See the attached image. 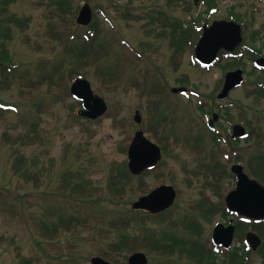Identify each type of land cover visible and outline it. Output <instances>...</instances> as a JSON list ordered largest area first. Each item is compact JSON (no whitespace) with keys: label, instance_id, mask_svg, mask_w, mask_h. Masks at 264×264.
Returning a JSON list of instances; mask_svg holds the SVG:
<instances>
[{"label":"rangeland","instance_id":"obj_1","mask_svg":"<svg viewBox=\"0 0 264 264\" xmlns=\"http://www.w3.org/2000/svg\"><path fill=\"white\" fill-rule=\"evenodd\" d=\"M54 1L9 0L4 6L0 0V8H6L3 17L15 15L29 18L28 26L23 31L11 25L13 31L12 38L8 40V49L15 65L12 72L15 78L10 88L0 91V107L4 103L14 105L4 110L3 114L0 110V264H19L23 258H32L33 264H89L90 257L97 255L100 246L107 242L98 229L88 231L80 224L70 231L60 230L58 237L51 239V233L46 231V227L56 222L60 215L85 217L86 207L75 203L76 195L67 192V179L89 180L94 186L102 187L112 163L127 161L126 152L120 150L125 139H131L137 129L156 124L161 113L166 115L168 122L158 129V135L164 138V134L168 133L171 138L178 137L179 143L174 144L173 140L166 138V153L158 170L147 176L132 178L131 183L137 187L136 184L142 178L148 190L160 183H172L178 195L165 212L166 222L157 226L162 222L153 223L150 219L147 225L154 226L156 230L172 232L171 229L176 227L172 226L171 219H194L200 223V230L192 235L209 245L213 224L224 217L216 213L206 220L203 213L196 209L199 192L204 194L207 189L205 192L209 200L219 204L221 194L225 195L234 187V177L229 171L233 157L228 160L224 156L231 157L239 152L248 158L255 153H262L264 138L262 147L244 140L237 146L229 139L222 143L213 142L206 128L207 111L199 110L198 106L204 101L207 110L215 111L218 107L233 104L230 113L239 118V105H242V115L255 120L264 133V97L258 99L247 95L251 81L258 78V75L249 73L244 75L245 83L233 89L225 100L213 97L212 90L219 86L222 78L221 68L215 66L204 69L192 63V45H183L180 61L175 67L171 59L178 46L173 42H180L169 33L179 22L188 28L195 17L201 19L199 23H203L204 19L210 23L214 18L228 16L225 0H219L214 13H207L206 4L201 3V0H135L132 6H128L127 0H68L69 9L81 7L84 3L90 5L92 20L96 18L101 27L100 41L113 54L105 62L113 63L116 72L119 70L120 73L119 79L114 82L103 83L94 65L85 69V77L89 79L93 90L105 98L109 110L114 114L104 116L99 121L77 116L79 105L76 100L70 95L61 99L59 95L64 94V90L59 91L57 84L53 83L56 82L57 64L65 57L58 44L59 39L55 37L58 16L52 3ZM249 2L246 0L241 10ZM256 7V25L262 26L264 1ZM128 12L139 15L140 19L132 20ZM79 26L77 32L82 33L84 29L81 27L85 26ZM198 35L199 32H196L193 43ZM138 51L141 53L139 58L135 54ZM245 62L247 69H250V63ZM146 72L150 78L155 76L158 84L164 88L165 95L159 98L161 103L156 110L151 103L158 100L157 95L141 92L142 88L138 87ZM183 75L189 83L188 90H196L199 96L170 92L171 87L179 85L178 78ZM69 85L70 82H67V88ZM136 109L142 117L140 123L133 119ZM157 112L156 118L153 114ZM221 117L216 124L222 127L221 131L227 137L230 128L226 119ZM118 119L125 122H119L123 127L116 126ZM4 132L13 136L18 133L33 135V139H27L25 143L6 140L2 137ZM144 132L151 135L147 130ZM187 134H191L192 138L203 137L200 155H192L183 148V138ZM21 155L24 160L20 172L23 169L38 172L41 178L39 185H35L33 179H25L14 173V163ZM201 161L205 168L207 163L218 162L226 169L217 189L203 185L204 190L201 191L202 176L197 180L191 177L192 182L189 184V171ZM206 181L208 183L209 180ZM140 194L134 192L125 196L124 200L127 201L121 208L130 210L131 202ZM96 217L91 214L89 219L95 220ZM128 232L133 234L134 231L130 229ZM184 232L186 237L191 236L186 230L177 231L178 235ZM235 237L237 239L233 246L240 242L238 236ZM59 249L62 253L57 256ZM248 257L250 264L261 262V257L255 251L249 252ZM148 258V264H176L177 259L150 255Z\"/></svg>","mask_w":264,"mask_h":264},{"label":"trees","instance_id":"obj_2","mask_svg":"<svg viewBox=\"0 0 264 264\" xmlns=\"http://www.w3.org/2000/svg\"><path fill=\"white\" fill-rule=\"evenodd\" d=\"M8 1L9 0H1V3L5 6ZM134 1L135 0H127L128 6H132ZM52 3H54L55 10H57L56 14L58 16L57 23L55 24L58 31L56 32L55 37L59 39L58 44L62 47L61 49L65 54L63 60L57 64V74L54 79L56 82H53L57 84L59 91L64 90V94L59 95V97L64 99L69 95V92H67V82H71L77 76H85V69L93 65L96 68V74L101 77L103 83L114 82L119 79L120 73L119 70L116 72V69H114L115 65H113V63L105 62L110 60V57L113 54H111V51H108L100 41L101 27L98 20L94 18L88 26L81 27L84 29L82 33L77 32V28L80 26L76 24L74 17L79 6L75 9H69L70 3L68 0H56ZM5 9V7L0 8V91L10 88L12 86V80L15 78L12 76L15 65L13 64L12 56L8 49V40L12 38L11 34L13 31L11 25L14 24L23 31L27 28L29 23L28 17L20 18L15 15L3 17ZM129 14L132 20L140 19V16L137 14L128 12V15ZM166 19L171 22L168 17H166ZM198 23V19H195L190 26L186 28L182 26L181 22H179L174 26L173 31L169 33L173 38L177 37L180 42H173L175 46H178V49L173 52L171 59V63L175 67H177L178 62L180 61L183 45H194L192 39L196 35V26ZM171 24L175 25L176 23ZM49 25L52 27L51 21L49 22ZM157 35H160V33H157ZM223 53V51L219 52V60ZM103 63L105 65L101 67ZM218 65L223 69H230L238 67L240 64L236 59H233L222 65L218 63ZM143 77L142 84L138 86L142 88L141 92L148 91L153 95L163 93L164 88L158 84L155 76L152 75L150 78L149 73L146 72ZM181 79V84L188 83L186 76L183 75ZM148 81L150 82L149 84H147ZM138 87L133 86V88L137 89ZM253 93L257 95L256 91H253ZM151 104L155 110L159 106L157 100L153 101ZM3 111L4 109L2 110V114ZM111 114L113 113L109 110L105 116ZM153 115L157 118L158 112ZM157 120L156 124H152L150 127H145L144 130H147L151 134L149 137L152 136L166 152L167 137L164 136V138H161L157 131L159 128L165 126L167 117L166 115L161 114ZM119 122L125 124L123 120L118 119L116 126L118 124L120 127H123ZM245 125L248 128L245 141L254 142L258 147L262 146L261 141L264 138L262 128L258 124L253 126L251 122H245ZM32 136L33 135L20 133L13 136L7 132H4L2 135L6 140L20 141L22 143H25L27 139H33ZM129 141L130 138L127 137L123 143V147L120 148L121 151L126 152ZM23 160L24 157L22 155L16 158L13 166L14 173L19 174L25 179H33L35 185H39L41 178L39 177L38 172L36 173V171L28 169H23L20 172ZM238 160L246 164L247 171L252 177H255L264 184V153H255L246 159L240 156L238 157ZM219 165L218 162L207 163V167L204 168L206 172L204 175L205 180L209 175H213L215 178L223 175L225 169H223L224 167L222 164ZM155 169L158 170V168ZM156 170H153V172ZM151 171L152 170H146L141 177L151 173ZM195 175L197 174L195 173ZM132 178L133 177L128 172L124 161L120 163H112L107 180L102 187L94 186L89 180L67 179V192L71 191L72 195H76L77 198L74 199L75 203H80L82 206L86 207L85 217L60 215L56 222H52L51 225L46 227V231L51 233L50 239L58 237L59 233H61L60 230L70 231L71 228H77L81 224L84 225L83 228L88 231L98 229L102 238L107 239V242L100 246L101 248L97 251V254L115 264H127V261H125L127 255L133 251L140 250L145 251L151 257L156 256L169 259L174 254L177 255V258L182 259L185 256L190 259L187 264H250L249 258L246 255L247 252H244L245 254L241 255L238 250H224L221 254L217 255L212 252L210 248L204 247L196 242H192L189 247H186L187 242L184 241L183 238H179L173 232L164 231L162 229L156 230L157 228L149 227L147 225L146 219L153 217L156 218V215H150L145 212L134 210L127 211L121 208L127 201L124 200L125 196L133 194L134 192L145 193L148 190V188L145 187L146 183L142 178L136 184L137 187L132 185ZM197 205L200 208L201 206H205L202 207L203 213H211V215L217 212H222L224 215L226 212L225 207H215L210 200L203 201L202 199ZM91 214L97 215L95 220L93 218L89 219ZM157 219V221L163 220L159 218ZM185 225L188 228L191 227V223ZM247 228H251L262 238V244L258 248L257 253L261 257V262L259 264H264V219L245 225L243 230L239 229L237 226V229L242 232ZM130 229H137L138 232H132L133 234H131V232H128ZM1 239L2 238L0 237V240ZM58 251L59 253L57 256H60L62 251L60 249ZM60 258L61 257H58V259ZM19 264H33V260L32 258H23Z\"/></svg>","mask_w":264,"mask_h":264},{"label":"water","instance_id":"obj_3","mask_svg":"<svg viewBox=\"0 0 264 264\" xmlns=\"http://www.w3.org/2000/svg\"><path fill=\"white\" fill-rule=\"evenodd\" d=\"M92 18V10L85 3L80 8L76 17L77 23L87 25ZM242 40L240 25L233 21L219 20L214 21L210 26L205 25L203 33L195 46V58L209 65L216 58L220 49L233 50ZM243 79L242 70L230 71L225 76V81L219 98H223L228 91L241 83ZM184 88H173V91L183 90ZM70 95L82 102V107L77 113L80 116L97 119L103 116L108 105L105 99L93 91L90 81L85 77H76L69 86ZM134 120L140 122L141 116L138 111L134 115ZM211 124V121H209ZM245 133L244 127L236 124L233 127L234 135ZM161 158L160 147L151 141L141 129L133 134L127 148V168L132 174H140L146 169L152 168ZM231 170L237 176V184L234 189L229 191L225 197L227 207L239 214L253 219L264 218V185L254 178L248 177L243 171V167L234 164ZM176 190L172 185L162 184L153 189L147 195L140 196L133 202L135 209H145L150 212H159L169 207L175 199ZM233 226H224L219 223L214 228L213 238L217 242H222L224 246H229L233 236ZM246 239L253 249L260 244V238L252 231L247 232ZM148 258L144 252H134L128 257V264H146ZM90 264H114L100 256H93Z\"/></svg>","mask_w":264,"mask_h":264},{"label":"flooded vegetation","instance_id":"obj_4","mask_svg":"<svg viewBox=\"0 0 264 264\" xmlns=\"http://www.w3.org/2000/svg\"><path fill=\"white\" fill-rule=\"evenodd\" d=\"M196 1L198 2L199 0H195V2ZM245 1L246 0H225V6L227 7V9L229 11L228 14H230L231 16L238 17L242 20V21H240V23L242 26L243 41H242V44H240L242 46L241 47L239 46L240 49L235 53V55L239 56V61L243 64L242 68H244L246 71L250 72L251 74L258 75V80L260 82L257 83V87L260 88L262 91H264V66L255 64L257 59L264 58V24L262 26L260 24L256 25V12L258 11V8L256 7V5L259 2H263L264 0H250L249 4L244 6V9L241 10V7H243ZM217 2L219 3V0H215L216 5H217ZM201 3H206V1L201 0ZM220 18H222V17H220ZM225 18L230 19L231 17H225ZM214 19H216V18H214ZM248 31H249V33L247 36ZM257 43H259V44H257ZM245 61H248L250 63V69H247V65H246ZM222 78H223V74H222ZM222 82H223V80H222ZM222 84H220V87H219L220 89L222 87ZM213 90H212V96L214 97V96H216V93L214 94ZM177 94H180V93H177ZM184 94H192L195 96H199V92H197L194 89H191L190 92L187 91ZM200 106H203V110L200 107H199V110L207 111V112H205L207 115L206 121L210 117H212V115L214 113H217L216 121H219L220 119H222L221 115L225 119L230 118V114H231L230 110H231L233 104L218 107L215 111H212L213 109L207 110L206 104L204 101ZM239 107L243 108L242 105H239ZM223 111H224V114H223ZM216 121L213 123L212 130L207 129L208 132L211 134V141L222 143V142L226 141L227 139H229V141L232 143V140H234V138L232 137V125L233 124H229L226 120V123H228V125H229L228 128H230L229 135L226 137V135H224L221 131L222 127L220 128L218 126V123L216 124ZM228 128H226V130ZM164 136H166L170 140H173L174 144L179 143L178 137L171 138L168 133L164 134ZM183 140H184L183 148L187 149V150H185L186 152H189L192 155H194V154H196L197 156L200 155V153H201L199 150L201 147L200 142L203 141V137L197 136L196 138L195 137L192 138L191 134H187L184 136ZM239 143H240V141L236 142V144H239ZM220 152H221V150H220ZM210 153H211V151H210ZM204 168L205 167L201 161V162H198V166H196L195 168H192L189 171V174H190V179L188 180L189 184L192 182V178H195L197 180L200 178V176H202V179L200 181L201 191L204 190V188L202 186L205 185V183L207 182L205 180V176H204L206 174ZM195 173L197 175H195ZM209 180L210 181L213 180V177L211 175H209ZM161 184H163V183H161ZM155 187H153V188H155ZM152 189H150L148 192H150ZM206 190L207 189L204 190V194L199 192V194H198L199 197H198V199H196V200H198L197 203L202 199H203V201L209 200V197L205 192ZM202 207H205V206H201V208ZM197 208L199 209L200 207L197 205ZM167 209H169V208H167ZM167 209L164 210V212H161L162 215L159 217L165 219L166 218L165 212L167 211ZM199 213H201V212H199ZM203 215H204L203 217L206 220H208V218L211 217V213L210 214L209 213H203ZM222 217H224V219H222L221 222L225 226L230 225V224H234V225H237L239 229H243V227L250 221V220L248 221V219H246V218L243 219V218H240L239 216L233 215L231 213H227V214H225V216H222ZM172 221H173L174 227H176L174 229H177V228L180 229L179 225L182 224V221H184V219H182V218L172 219ZM165 222H166V220H165ZM217 222L218 221H216L213 224L212 232H211V236H210L211 242L209 243V245H207L206 242H204V241L202 242V241L198 240V238L194 237L192 235V232H190V231H189V233L192 236V239H190L191 236L185 237L187 244L190 245L196 239V242L204 244L205 247H222V246H219L218 244H216L212 239V235H213L212 233L214 231V226L216 225ZM194 232H197V231H194ZM238 233H241V230H238ZM245 234H246V231H245ZM182 235H184V233ZM238 243H239V245H234L232 247H248V246H245L243 244V242H241V241Z\"/></svg>","mask_w":264,"mask_h":264}]
</instances>
